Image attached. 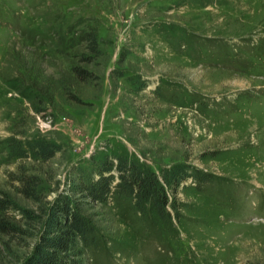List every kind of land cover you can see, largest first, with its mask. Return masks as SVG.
Returning <instances> with one entry per match:
<instances>
[{"label": "rangeland", "instance_id": "374dc122", "mask_svg": "<svg viewBox=\"0 0 264 264\" xmlns=\"http://www.w3.org/2000/svg\"><path fill=\"white\" fill-rule=\"evenodd\" d=\"M91 28L104 53L91 66L98 88L78 81L77 105L59 82ZM32 84L51 86L39 115ZM14 131L63 146L35 164L50 202L72 196L80 173L96 181L104 160L136 161L161 180L185 168L167 189L180 214L168 209L169 220L117 194L86 205L97 243L82 264L264 262V0H0V191L36 210L10 177L33 162L13 155ZM2 240L0 264H24L32 247Z\"/></svg>", "mask_w": 264, "mask_h": 264}, {"label": "trees", "instance_id": "16d2710c", "mask_svg": "<svg viewBox=\"0 0 264 264\" xmlns=\"http://www.w3.org/2000/svg\"><path fill=\"white\" fill-rule=\"evenodd\" d=\"M82 41V49L65 55L71 66L59 82L63 93L69 94L70 101L77 105L84 103L73 88H76L78 81L95 83L98 88V73L91 66L104 54L96 28L86 32ZM58 42L61 46V37ZM59 54L64 55L62 50ZM34 66L25 65L19 69L25 71L24 73L29 71L37 74ZM29 79L30 77L26 79L27 82ZM31 86V89H35L31 98L33 110L39 115L46 111L44 106L48 102L46 99L51 86ZM101 91L102 85L100 95ZM94 99L98 100V95ZM51 102L58 104L55 100ZM9 141L14 156L33 161L30 165L18 164L16 170L10 173V177L17 185L16 192L36 206V210L21 206L9 193L0 191V235L8 239L2 240L3 247L11 251L14 241H26L25 246L32 247V252L24 264H82L85 249L97 243V228L93 217L85 212V206L93 202L106 204L111 194L132 198L140 211H145L149 206L163 221L169 220L170 208L179 214V202L170 201L167 189L175 193L183 180L188 178L185 168L181 165L163 169L161 180L153 170L144 169L136 161L124 157L118 158L116 162L104 160L98 163L99 178L96 181L88 183L80 173V177L74 179L68 187L67 191L72 193V196L61 194L50 202L45 192L48 181L35 164L46 163L62 155L63 146L48 139H32L26 131H14ZM198 173L200 172H195ZM194 176L203 181L206 179ZM116 178L117 182L114 184ZM56 184L59 185L58 182Z\"/></svg>", "mask_w": 264, "mask_h": 264}]
</instances>
